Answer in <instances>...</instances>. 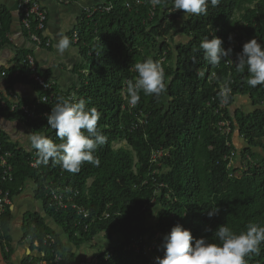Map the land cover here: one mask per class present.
Segmentation results:
<instances>
[{"label":"trees","instance_id":"16d2710c","mask_svg":"<svg viewBox=\"0 0 264 264\" xmlns=\"http://www.w3.org/2000/svg\"><path fill=\"white\" fill-rule=\"evenodd\" d=\"M182 17L181 11H171V0L156 6L151 22L146 5L133 1L126 9L118 0L110 12L88 21L89 28L76 31L82 59L75 70L78 83L67 93L52 88L53 103L40 106V111L50 114L61 100L85 99L87 109L95 107L101 116L98 128L108 138L94 153L99 167L85 162L78 173H71L51 160L38 163L35 149L17 150L0 133V146L11 155L7 160L13 170L12 182L0 181V190L14 196L31 182L45 214L75 249L99 235L108 243L118 236L100 254L102 264H155L164 256L163 238L176 225L210 243H219L214 232L223 224L236 234L250 223L264 226V85L249 86L247 69L237 72L234 65L244 43L255 38L264 44V0H220L216 7L209 0L206 15ZM9 21V13L0 8V49L7 44ZM177 35L186 41L176 43ZM206 36L218 37L226 50L232 49L225 59H232L230 66L225 60L213 66L205 59L200 43ZM147 58L163 68L166 92L157 98L141 91L139 103L131 107L126 81L135 80L133 65ZM225 83L231 93L228 107L221 109ZM238 96L248 97L256 109L231 111ZM41 112L35 120L19 112L11 116L32 133L60 143ZM224 120L228 134L219 129ZM233 138L246 143L240 153L230 145ZM32 158L35 167L30 166ZM51 192L62 200L54 202ZM214 207L220 211L209 218L207 211ZM155 211L151 227L147 223ZM11 220L6 209L0 217V240H8ZM28 222L24 235L38 243L43 256L29 257L24 264L51 263L54 254L62 259L60 264L74 261L38 216ZM47 237L53 242L43 246ZM246 259L248 264H264V245Z\"/></svg>","mask_w":264,"mask_h":264},{"label":"clouds","instance_id":"9594fccd","mask_svg":"<svg viewBox=\"0 0 264 264\" xmlns=\"http://www.w3.org/2000/svg\"><path fill=\"white\" fill-rule=\"evenodd\" d=\"M161 3L162 0H151L153 7ZM208 3L209 0H171V11H181L182 18L188 20L191 16L206 15ZM210 3L216 7L220 0H210ZM231 39L229 37V40ZM55 46L57 51L63 54L70 48L71 41L64 35L58 39ZM200 48L204 52L205 59L213 66L220 65L222 60L232 55V49L226 50L223 41L215 36L211 39L206 36L201 41ZM234 65L237 72L247 69L249 86L264 85V44L259 43L255 38L244 43ZM132 70L137 74L135 80L126 81V95L131 107L139 103L141 91L145 95H155L157 98L166 92L164 70L158 62L147 58L143 62L135 63ZM230 93L231 89L225 83L221 93V109L228 107L226 104L229 102ZM245 100L248 106L236 107L238 101L243 103ZM87 103L85 99H79L77 102L61 100L51 108L50 114L46 117L47 124L55 131L60 143H54L44 135L29 134L30 145L36 150L39 158L38 163L48 164L51 160L53 164L71 173H78L85 162L99 167L100 159L94 153L107 143L108 138L98 128L100 113L95 107L87 109ZM244 107L249 111L256 109L248 97L240 96L235 98L230 109L245 112ZM219 129L221 133L226 134L230 131L229 124L225 120L220 122ZM234 139L231 140L230 145L233 144L236 150ZM239 140L242 147L246 146L243 140ZM219 211V208L214 207L207 211V216L211 218L218 215ZM156 236L160 238L159 233H156L155 238ZM214 236L219 243H210L203 237L195 239L190 230L176 225L163 238L164 256L162 259L157 257L155 264H248L246 258H250L253 254L258 255L261 246L264 245V226L250 223L244 231L236 234L229 226L223 224L217 227Z\"/></svg>","mask_w":264,"mask_h":264},{"label":"crops","instance_id":"0c3cea01","mask_svg":"<svg viewBox=\"0 0 264 264\" xmlns=\"http://www.w3.org/2000/svg\"><path fill=\"white\" fill-rule=\"evenodd\" d=\"M40 4L46 12L43 38L50 41L49 47H38L31 43L21 28L13 1L0 0V8H4L11 17L7 25V44L0 49V73H6L4 77L0 74V89H2L0 97L4 103L3 108L0 107V133L6 137L7 143L27 153L33 150L29 140V134L32 132L22 120L11 116L10 106L17 102L23 104L35 102L41 95L40 90L33 83L12 79L13 71L20 67L19 62L25 55H31L37 72L52 83L55 92L67 93L78 83L75 70L82 61L77 46L78 41L75 42L72 36L77 34L79 26L82 29L89 28L88 21L103 15L96 11L100 7L101 0H71L68 4H58L56 0H40ZM84 11L89 12L91 16L86 17ZM64 35L70 39L71 46L61 54L55 45ZM181 38H183L181 42L186 41L184 36ZM241 106V101H238L236 107L241 108ZM234 146L242 147L238 138L234 139ZM35 190L34 185L27 181L16 195L11 196L8 210L12 220L7 230L8 240H0V264H24L29 257L38 259L43 256V253L39 252V247H35L24 235L25 222L29 221L28 223L32 224V219L36 216L42 220L46 228L55 232L66 250L73 254L74 261L71 264H100V254L116 243L119 237H113L108 243L102 235H99L92 242L75 249L66 239H62L61 230L52 220L46 214L43 216L45 208L36 197Z\"/></svg>","mask_w":264,"mask_h":264},{"label":"built area","instance_id":"2783aa9c","mask_svg":"<svg viewBox=\"0 0 264 264\" xmlns=\"http://www.w3.org/2000/svg\"><path fill=\"white\" fill-rule=\"evenodd\" d=\"M16 7V12L19 15L20 25L22 30L25 32L29 41L33 43L35 46L41 47H49L50 41L43 38L45 33V25H46V12L42 9L40 0H12ZM58 4H68L71 0H56ZM118 0H101L100 7L96 9L97 12L101 14L108 13L112 9V2ZM125 1L126 7L129 9L131 3L129 0H121ZM134 4L137 6L146 5L147 6V14L148 19L151 22L156 14V6L153 7L151 4V0H132ZM86 17H90L91 14L89 12H85ZM2 30V26L0 24V32ZM73 39L75 42L78 41L77 34H73ZM7 38V35H6ZM232 61V59H229ZM233 62V61H232ZM232 62L225 60V64L230 66ZM20 63V67H17L12 73V79L16 80L22 78L26 82L33 83L40 90V98L35 102L30 103H20L12 104L10 106V112H19V114L23 115L28 120H35L40 117V106L52 104L55 95L53 93V85L51 82L47 81L44 77L40 76L37 72V68L35 65V61L31 55H25ZM24 72V73H23ZM2 77L6 76L5 72L0 73ZM4 103L0 97V107L3 108ZM43 116H47L45 112H41ZM11 155L3 151L0 146V181L1 183H10L13 180V170L11 165L8 163L7 158H10ZM31 167H35L36 164L34 162V158H32V162L30 163ZM51 197L54 202H59L62 200L61 195L51 192ZM11 202V195L6 190H0V217L9 208ZM65 207V206H64ZM75 205H72V208H75ZM82 212V211H80ZM52 243L53 238L47 237L42 242L43 246L47 245V243ZM33 245L35 247H39L37 242H34ZM133 245L136 247V243ZM51 263H47L44 260L38 261L36 264H60L62 259L54 254ZM32 259H30L31 261Z\"/></svg>","mask_w":264,"mask_h":264},{"label":"rangeland","instance_id":"374dc122","mask_svg":"<svg viewBox=\"0 0 264 264\" xmlns=\"http://www.w3.org/2000/svg\"><path fill=\"white\" fill-rule=\"evenodd\" d=\"M133 1H131V0H129V3H132ZM122 5L126 8V9H128L127 7H126V5H125V1H122ZM182 21H180V23H181ZM179 23V24H180ZM178 27H179V25H178ZM182 36H180V35H177L175 38H174V41L176 42V43H178V42H181V40L183 39V38H181ZM183 42V41H182ZM241 104L242 105H244V106H248L249 104H248V102H246V101H244L243 103H242V101H241ZM243 109V108H242ZM244 109H246V111H249V109L248 108H245L244 107ZM237 146V145H236ZM236 150L239 152V148H236ZM256 152H258V151H256ZM258 154H260V152L258 153ZM255 160H258V159H255ZM155 210H158L157 208H155ZM157 213V211H155L154 213H152V217H151V220H148V225L149 226H154V222H155V214ZM27 220H28V218H27ZM156 239H158V236H156ZM149 245L151 246V245H153V242L152 243H150L149 242ZM149 247V246H148ZM100 264H102V262H100Z\"/></svg>","mask_w":264,"mask_h":264},{"label":"water","instance_id":"95a60500","mask_svg":"<svg viewBox=\"0 0 264 264\" xmlns=\"http://www.w3.org/2000/svg\"><path fill=\"white\" fill-rule=\"evenodd\" d=\"M18 13H16V15H17ZM262 109H264V107L262 108ZM45 215V211H44V213H43V216ZM53 222V221H52ZM53 224H54V222H53ZM55 225V224H54ZM59 231V230H58ZM61 236L63 235V233H61L60 234ZM65 236L63 235V237H62V239L64 240V239H66V238H64ZM63 242H65V241H63Z\"/></svg>","mask_w":264,"mask_h":264},{"label":"bare ground","instance_id":"6f19581e","mask_svg":"<svg viewBox=\"0 0 264 264\" xmlns=\"http://www.w3.org/2000/svg\"><path fill=\"white\" fill-rule=\"evenodd\" d=\"M246 101V100H245ZM247 102V101H246Z\"/></svg>","mask_w":264,"mask_h":264}]
</instances>
